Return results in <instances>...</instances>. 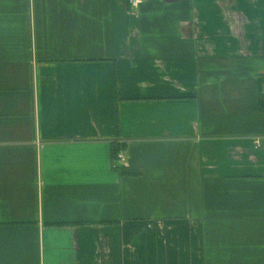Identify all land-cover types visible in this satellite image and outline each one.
<instances>
[{"label": "crops", "instance_id": "0c3cea01", "mask_svg": "<svg viewBox=\"0 0 264 264\" xmlns=\"http://www.w3.org/2000/svg\"><path fill=\"white\" fill-rule=\"evenodd\" d=\"M263 90L264 0H0V264H264Z\"/></svg>", "mask_w": 264, "mask_h": 264}, {"label": "built area", "instance_id": "2783aa9c", "mask_svg": "<svg viewBox=\"0 0 264 264\" xmlns=\"http://www.w3.org/2000/svg\"><path fill=\"white\" fill-rule=\"evenodd\" d=\"M144 1L145 0H127V4L131 9H137ZM263 97H264V90H263ZM117 160L118 162L126 164L125 157L120 153L117 154Z\"/></svg>", "mask_w": 264, "mask_h": 264}, {"label": "trees", "instance_id": "16d2710c", "mask_svg": "<svg viewBox=\"0 0 264 264\" xmlns=\"http://www.w3.org/2000/svg\"><path fill=\"white\" fill-rule=\"evenodd\" d=\"M119 151H120L119 147H117L116 145H112V147H111V156H112V159L114 160V167L116 169L119 168V164H118V160H117V153Z\"/></svg>", "mask_w": 264, "mask_h": 264}]
</instances>
